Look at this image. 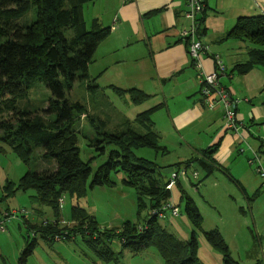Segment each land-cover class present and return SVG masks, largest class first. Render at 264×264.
Segmentation results:
<instances>
[{
	"label": "trees",
	"instance_id": "1",
	"mask_svg": "<svg viewBox=\"0 0 264 264\" xmlns=\"http://www.w3.org/2000/svg\"><path fill=\"white\" fill-rule=\"evenodd\" d=\"M93 1L0 0V150L8 147L29 164L35 150L42 149L44 159L56 161L55 170L26 172L18 187L36 189L38 195L33 197L34 201L52 206L57 217L62 209L59 200L63 194L80 199L86 196L89 188L113 186L109 175L116 170L124 171L126 178L123 183L137 191L139 207L146 206L144 197L149 199L150 213L142 225L127 222L121 230H102L94 216L75 205L72 208V221L77 223V227L72 230L58 229L59 220L40 226L28 221V227L36 232L41 231L44 237L49 233L52 240L61 235L70 239L80 234L91 244L98 257L106 262L116 258L106 241L116 238L125 250L135 254L154 246L165 264H205L199 257L197 237L198 231H203L212 249L222 255L224 264H238L219 229L203 230L204 217L184 189L181 179L176 180V185L182 190L186 213L193 225L190 240L184 242L163 229L159 223L160 217L153 214L172 199L171 190L167 188L172 172L167 179L162 171L165 167L137 157L133 149L148 147L157 153L168 152L167 147L160 143L159 134L151 129L152 115L163 108V104L137 116V121L146 127V133L137 132L130 122H127V126H131L128 131L104 133L102 140L97 141V148L103 153L108 145H115L119 149L111 151L108 161L99 168L88 185L92 168L90 163L81 159L79 132L74 127L78 114H87L88 111L80 102L70 101L67 92L73 89L77 80H91L89 66L98 46L111 33V28L102 26L98 19H93L89 25L86 22L84 5ZM31 11L37 14V18L27 22L26 17ZM200 32L203 34L204 29L201 28ZM227 37L246 39L256 46L250 52V59L236 66V73L245 74L258 65L264 67V16L240 18ZM37 82L44 84L52 95L50 107L44 112L20 106V100L28 97ZM89 88L98 89V86L89 84ZM113 89L120 96L129 95L136 105L150 98V95L135 88ZM44 113L55 114L56 118H47ZM92 121L96 120L92 118ZM101 124L106 126L104 121ZM101 145L103 147L99 148ZM214 151L207 149L202 157L171 167L178 172L197 164L206 170V178L215 171L211 156ZM201 182L191 180L196 187ZM15 190L16 187L10 182L5 186L7 196L15 194ZM86 223L88 229L84 227ZM50 229H53L52 232ZM102 244L105 246L99 248ZM36 246L35 238L27 243L19 264H26Z\"/></svg>",
	"mask_w": 264,
	"mask_h": 264
},
{
	"label": "crops",
	"instance_id": "2",
	"mask_svg": "<svg viewBox=\"0 0 264 264\" xmlns=\"http://www.w3.org/2000/svg\"><path fill=\"white\" fill-rule=\"evenodd\" d=\"M205 2V11L200 15L204 29L202 40L209 46V54L203 57L204 68L214 70L212 53L220 54L226 66L220 84L234 96L248 99L236 108V117L242 126L238 134L225 130L221 107L211 110L203 102L199 71L192 64L188 46L182 40V31L188 26L187 0H94L86 3V22V9L90 5V23L98 19L102 26L111 28L110 35L98 46L88 73L100 86L135 88L150 95L138 106L144 111L164 105L152 115V126L161 144L167 147V153L182 152L176 161L161 166L170 168L202 157L207 149H215L211 155L215 163L212 174L223 172L238 188V214L246 217L245 226L256 229V246L264 256V221L259 218L256 204L261 181L248 164L247 148V145L259 148L260 139L264 137V67L258 65L245 74L236 73V66L246 63L256 46L246 39L227 37L240 18L264 16V0ZM240 148H245V152L241 153ZM189 170H194L193 166ZM204 172L206 175V170ZM186 182L191 183L190 180ZM247 210L251 211V225ZM230 232L239 238L237 230L233 232L230 228ZM221 233L229 242L227 235ZM228 244L232 252L230 242ZM256 246L245 252L253 254Z\"/></svg>",
	"mask_w": 264,
	"mask_h": 264
},
{
	"label": "rangeland",
	"instance_id": "3",
	"mask_svg": "<svg viewBox=\"0 0 264 264\" xmlns=\"http://www.w3.org/2000/svg\"><path fill=\"white\" fill-rule=\"evenodd\" d=\"M90 5L86 9V19L90 23L92 15ZM37 18V14L31 11L26 17L27 22ZM24 22V20H23ZM92 81V83H90ZM89 84L97 85L98 89L89 88ZM51 92L40 82L34 83L29 91L28 97L20 100L21 108H29L44 112L50 107ZM67 98L72 102H80L87 109V114H78L75 120V130L79 132L78 146L81 159L90 163L92 175L88 185L99 168L108 161L111 151L119 149L115 145L106 146L103 153L97 148V141H101L105 132L123 133L132 126L137 132L146 133L143 123L137 121V115L144 111L132 102L129 95L119 96L113 89L99 84L94 80H77L71 91L67 92ZM142 105V104H141ZM47 118L55 119V114L44 113ZM91 115V116H90ZM92 118L96 121L93 122ZM106 123V126L101 124ZM127 122L131 126H127ZM151 129L155 131L154 127ZM156 132V131H155ZM161 143V142H160ZM101 145L99 148H102ZM139 158L155 162L158 165L166 164L169 161H176L182 151L171 153H157L152 148L138 147L133 149ZM170 152V151H169ZM198 171V178L193 179L201 184L195 185L181 180L188 195L198 205L203 217V230L210 231L220 229L232 246V256L238 264H264V256L256 246L255 237L257 232L254 226H245L244 217L239 212V190L223 172H215L205 178L203 168L197 164L193 165ZM56 161L44 159L42 149H36L30 159V163H24L10 148L0 150V220H3L0 228V264H19L27 243L35 238L37 246L34 252L28 257L26 264H165L156 247L150 246L144 251L135 254L125 250L118 239L106 241L116 254L115 260L103 261L98 257L94 248L80 234L73 235L70 239H51L47 233L44 237L41 231H34L29 228L26 222L33 224H44L45 220L57 221L58 229L77 227L72 221V208L75 205L84 208L87 213L95 217L98 226L103 230H121L125 223L144 224L149 216V199L143 198L145 207H139L137 191L125 185L123 180L126 174L122 170L112 171L109 175L114 182L113 186L102 185L89 188L86 196L76 199L69 194H63L64 202L60 207V215L57 217L52 206L44 205L34 201L33 197L38 195L34 188L20 189L23 175L28 171L55 170ZM193 170L188 169V175ZM170 173L166 174L169 179ZM261 181V180H260ZM12 183L15 187V194L7 196L5 186ZM171 202L179 209L177 216L173 215L172 209H168L164 217L159 218L161 227L175 237L186 242L189 241L193 231V225L186 213V202L182 197V190L179 185L171 189ZM257 212L259 218L264 221V189L260 187V193L256 198ZM60 202V201H59ZM246 207V205H244ZM26 210V213H22ZM247 220L251 225V214L247 210ZM246 218V217H245ZM28 222V223H29ZM88 229V223L84 225ZM237 230L239 238H235L230 232ZM53 229L49 231L52 232ZM199 243V257L207 264H224L222 255L212 249L205 238L203 231L197 234ZM228 242V243H229ZM241 244V245H240ZM105 246L102 244L100 247ZM256 246V251L249 255V251ZM243 247V248H242ZM248 249V252H245ZM261 262H258L260 261Z\"/></svg>",
	"mask_w": 264,
	"mask_h": 264
},
{
	"label": "built area",
	"instance_id": "4",
	"mask_svg": "<svg viewBox=\"0 0 264 264\" xmlns=\"http://www.w3.org/2000/svg\"><path fill=\"white\" fill-rule=\"evenodd\" d=\"M205 0H187V10L185 18L188 20V26L182 31V40L187 44L190 56L192 58V64L199 71L200 93L203 98L204 104L207 108L213 110L217 107H221L223 110L224 128L226 131L234 132L238 134L242 129L238 123L236 117V108L244 100L234 96L226 87L220 84V77L226 73V66L220 54L212 53V57L215 63V69L207 71L203 65V57L209 54V46L203 42L201 30L200 15L205 11ZM262 147L253 148L247 145L250 156L248 157V164L253 168L256 174L261 180V186L264 189V137L260 139ZM245 148H240V152L244 153ZM189 179L188 170L182 168L178 172H172L171 181L167 186L168 189H172L176 184L177 179H183L186 181L195 180L198 178V172L193 170ZM196 181V180H195ZM61 205L64 202V198H60ZM172 209L173 215L179 214V209L174 206L171 200L166 203L162 208L153 212L159 217H164L166 211ZM22 213H26L23 210ZM48 220L44 221L47 224ZM3 220H0V228H2ZM65 239V235H61ZM60 238V236H57Z\"/></svg>",
	"mask_w": 264,
	"mask_h": 264
},
{
	"label": "water",
	"instance_id": "5",
	"mask_svg": "<svg viewBox=\"0 0 264 264\" xmlns=\"http://www.w3.org/2000/svg\"><path fill=\"white\" fill-rule=\"evenodd\" d=\"M162 171H163L165 174H168V173H171V172L174 171V167L164 168V169H162Z\"/></svg>",
	"mask_w": 264,
	"mask_h": 264
}]
</instances>
